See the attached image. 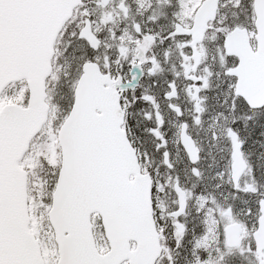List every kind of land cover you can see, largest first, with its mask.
Masks as SVG:
<instances>
[{"label": "snow or ice", "instance_id": "1", "mask_svg": "<svg viewBox=\"0 0 264 264\" xmlns=\"http://www.w3.org/2000/svg\"><path fill=\"white\" fill-rule=\"evenodd\" d=\"M0 264H264V0H0Z\"/></svg>", "mask_w": 264, "mask_h": 264}]
</instances>
